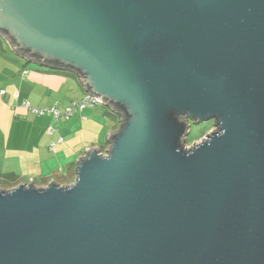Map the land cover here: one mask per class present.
I'll return each mask as SVG.
<instances>
[{
	"label": "water",
	"instance_id": "water-1",
	"mask_svg": "<svg viewBox=\"0 0 264 264\" xmlns=\"http://www.w3.org/2000/svg\"><path fill=\"white\" fill-rule=\"evenodd\" d=\"M0 37L120 117L69 185L0 188V264H264V0H0Z\"/></svg>",
	"mask_w": 264,
	"mask_h": 264
},
{
	"label": "crops",
	"instance_id": "crops-1",
	"mask_svg": "<svg viewBox=\"0 0 264 264\" xmlns=\"http://www.w3.org/2000/svg\"><path fill=\"white\" fill-rule=\"evenodd\" d=\"M0 188L54 181L68 185L76 162L86 151L108 149V135L120 117L102 105L86 106L67 119L32 113V108L61 112L86 95L78 78L67 71L36 65L13 52L0 37ZM118 122V125H117ZM53 144V146H52Z\"/></svg>",
	"mask_w": 264,
	"mask_h": 264
},
{
	"label": "built area",
	"instance_id": "built-area-1",
	"mask_svg": "<svg viewBox=\"0 0 264 264\" xmlns=\"http://www.w3.org/2000/svg\"><path fill=\"white\" fill-rule=\"evenodd\" d=\"M5 94V90L0 89V97H2ZM100 101L97 98H93L92 96L86 94L85 97L80 102H72L69 107L64 109L62 112L58 110L57 108H44V109H36L30 107L28 102L24 101L22 102V106L26 109H29L34 114L39 115H50L54 119H67L69 118L73 113H75L77 110H82L86 106H93V105H99ZM53 146V144H52Z\"/></svg>",
	"mask_w": 264,
	"mask_h": 264
},
{
	"label": "rangeland",
	"instance_id": "rangeland-1",
	"mask_svg": "<svg viewBox=\"0 0 264 264\" xmlns=\"http://www.w3.org/2000/svg\"><path fill=\"white\" fill-rule=\"evenodd\" d=\"M212 130V121L201 122L199 124H190L189 132L185 138V145L191 146L197 144L202 138L206 136V134H209V132H211ZM102 153L105 154L104 152Z\"/></svg>",
	"mask_w": 264,
	"mask_h": 264
},
{
	"label": "trees",
	"instance_id": "trees-1",
	"mask_svg": "<svg viewBox=\"0 0 264 264\" xmlns=\"http://www.w3.org/2000/svg\"><path fill=\"white\" fill-rule=\"evenodd\" d=\"M116 116H118V114H116V113H114ZM74 179V178H73ZM73 179L71 180V182L70 183H72V181H73Z\"/></svg>",
	"mask_w": 264,
	"mask_h": 264
}]
</instances>
